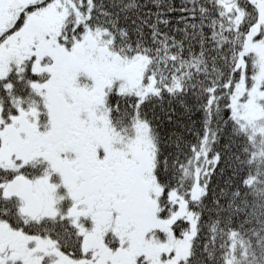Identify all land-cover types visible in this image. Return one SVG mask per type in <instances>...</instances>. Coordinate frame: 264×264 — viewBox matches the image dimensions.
Instances as JSON below:
<instances>
[{"label":"snow or ice","instance_id":"6c2138e0","mask_svg":"<svg viewBox=\"0 0 264 264\" xmlns=\"http://www.w3.org/2000/svg\"><path fill=\"white\" fill-rule=\"evenodd\" d=\"M0 264H264V0H0Z\"/></svg>","mask_w":264,"mask_h":264}]
</instances>
